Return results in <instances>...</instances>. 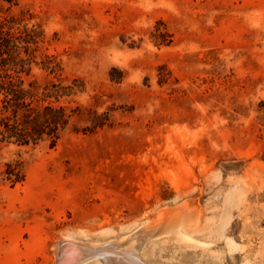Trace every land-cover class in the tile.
Wrapping results in <instances>:
<instances>
[{
	"label": "rangeland",
	"instance_id": "rangeland-1",
	"mask_svg": "<svg viewBox=\"0 0 264 264\" xmlns=\"http://www.w3.org/2000/svg\"><path fill=\"white\" fill-rule=\"evenodd\" d=\"M0 16L41 32L24 80L72 114L53 148L0 143V171L25 174L0 178V264H57L59 239L181 202L206 245L158 234L152 262L264 264V0H0Z\"/></svg>",
	"mask_w": 264,
	"mask_h": 264
},
{
	"label": "trees",
	"instance_id": "trees-1",
	"mask_svg": "<svg viewBox=\"0 0 264 264\" xmlns=\"http://www.w3.org/2000/svg\"><path fill=\"white\" fill-rule=\"evenodd\" d=\"M40 38L36 28L0 16V143L27 147L46 142L53 148L69 126L72 114L47 101L57 97L61 89L52 84L39 94L24 80L35 63ZM0 178L11 187L23 183L22 164L5 163Z\"/></svg>",
	"mask_w": 264,
	"mask_h": 264
},
{
	"label": "bare ground",
	"instance_id": "bare-ground-1",
	"mask_svg": "<svg viewBox=\"0 0 264 264\" xmlns=\"http://www.w3.org/2000/svg\"><path fill=\"white\" fill-rule=\"evenodd\" d=\"M199 219L198 211L187 202H181L160 210L154 221L148 220L141 226H134L129 232H125L124 227L103 229L99 231L101 237L95 242L88 241L90 244L78 239L68 242L59 239L56 245L57 264H83L87 261H92L93 264H158L152 262L146 252L148 244L152 243L150 239L158 234H166L175 243L204 246L205 243L193 238Z\"/></svg>",
	"mask_w": 264,
	"mask_h": 264
}]
</instances>
